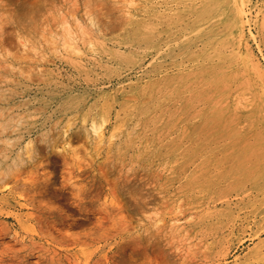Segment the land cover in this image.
<instances>
[{
    "label": "rangeland",
    "instance_id": "374dc122",
    "mask_svg": "<svg viewBox=\"0 0 264 264\" xmlns=\"http://www.w3.org/2000/svg\"><path fill=\"white\" fill-rule=\"evenodd\" d=\"M0 264H264V0H0Z\"/></svg>",
    "mask_w": 264,
    "mask_h": 264
},
{
    "label": "bare ground",
    "instance_id": "6f19581e",
    "mask_svg": "<svg viewBox=\"0 0 264 264\" xmlns=\"http://www.w3.org/2000/svg\"><path fill=\"white\" fill-rule=\"evenodd\" d=\"M235 17H237V16H235ZM235 26L237 27V29L236 30H238L239 31V26H240V23L238 22V23H236L235 24ZM94 128V130H96L97 129V127H93ZM91 210V209H90ZM113 219V218H112ZM118 231V230H117Z\"/></svg>",
    "mask_w": 264,
    "mask_h": 264
}]
</instances>
